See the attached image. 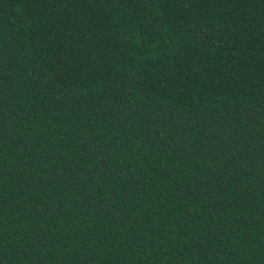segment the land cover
<instances>
[{
    "label": "trees",
    "instance_id": "trees-1",
    "mask_svg": "<svg viewBox=\"0 0 264 264\" xmlns=\"http://www.w3.org/2000/svg\"><path fill=\"white\" fill-rule=\"evenodd\" d=\"M0 264H264V0H0Z\"/></svg>",
    "mask_w": 264,
    "mask_h": 264
}]
</instances>
